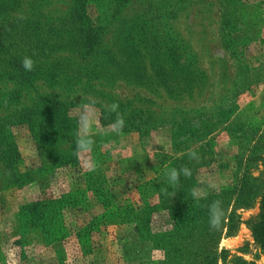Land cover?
Wrapping results in <instances>:
<instances>
[{
  "label": "rangeland",
  "instance_id": "374dc122",
  "mask_svg": "<svg viewBox=\"0 0 264 264\" xmlns=\"http://www.w3.org/2000/svg\"><path fill=\"white\" fill-rule=\"evenodd\" d=\"M25 55L32 81L13 85V58ZM102 62L111 65L106 80ZM92 102L93 146L80 152L78 117ZM113 102L115 118L123 111L153 125L114 134L103 111ZM15 107L37 120L11 127L16 165L0 160V264H159L161 249L109 211H137L140 184L171 162L191 175L148 199L152 231L171 227L184 194L224 191L233 227H209L192 245L221 252L214 264H264L250 228L263 165L249 157L264 156V0H0V116ZM243 180L254 192L237 200ZM60 199L76 204L44 227L46 203Z\"/></svg>",
  "mask_w": 264,
  "mask_h": 264
},
{
  "label": "trees",
  "instance_id": "16d2710c",
  "mask_svg": "<svg viewBox=\"0 0 264 264\" xmlns=\"http://www.w3.org/2000/svg\"><path fill=\"white\" fill-rule=\"evenodd\" d=\"M225 47L229 49V46L226 42ZM13 61L16 72L12 75H9L7 79L11 81L13 85L17 84L21 87L25 84V82H31L32 80L29 74L24 73L20 59L16 60L13 58ZM110 66L111 65L107 64L106 62H102L101 79L106 80L110 77ZM13 88L8 91V93L11 92L9 98L13 99L14 103L18 104L20 98L19 96H12L15 92V88ZM103 111L110 119H112L111 122L115 120L116 114H113L114 112L110 111V109H103ZM119 114L122 115L123 111ZM57 117L58 116L54 112H50V116L48 118L49 123L46 124L47 131L54 129V123H56ZM124 119V128L128 129H132L133 127L136 130L142 131L144 130L141 128L143 127L141 126L142 124L146 125L144 127L153 125L150 123V118L148 116L129 117L126 115V118ZM36 120L37 116L35 115L34 110H31V108L15 107L14 110L7 116H0V160L4 161L7 167H13L16 165V160L18 158V151L12 137L11 127L19 123H24L28 126H31ZM197 129L198 128H195L193 132H195ZM249 157L261 160V164L263 165V169L259 171L258 176H254L255 179L262 182L260 192L256 194L254 190L248 186V181L246 185L245 181L243 180V182L236 183L235 188L232 190V194L234 193L233 195L237 198V200L242 199L244 194H248L252 191L254 192L255 196L259 197V219L251 224L250 228L255 240L258 242L259 246L264 252V156L249 155ZM249 157L247 156V158ZM175 165L176 162H171L169 165L162 164L160 168L155 169V176L152 179L140 184L139 192L142 197L143 205L137 211L128 206H117L114 210L109 211V213L118 217H122L121 221L133 222L139 230V235L142 239L150 240L154 248L161 249L163 252V258L160 259L159 264H214L221 252L218 253L215 249L207 250V252L205 250H201V244L197 245V243H193L192 245L193 237L195 235H200V233L203 231L207 232L208 228L210 227L208 222V206L211 202L216 200L222 202L224 215L220 223L216 226L214 233H218L219 227H226L227 229L233 227V214L231 212H227L231 195H225V192L222 191L219 193L204 195L200 199H195L192 196L189 197L184 194L182 198L180 197L181 201L174 203L175 208L171 212L172 222L170 228H165L162 231H152L148 222L147 216H149L148 214L150 212L151 205H154L151 204L152 202L149 203L148 199L154 197V195L157 193V197L160 199L163 195V192H167L173 187H178L179 185L176 184L175 186H166L162 179L163 171L166 168H170ZM14 172H16L15 168L13 170V173ZM188 181V176L181 175L180 185L186 186ZM87 182H90V176H87ZM183 192H185V190ZM46 204H53L52 206L46 205L45 213H43V219L47 223L44 225V227H51L53 221L57 219L56 216L61 214L62 208L66 206H73L76 203L71 199L66 201L60 199L56 202H48ZM32 206L33 205H30L31 208ZM224 219L226 222H224ZM50 234L54 235V233ZM197 256L198 258H195ZM235 264L251 263L237 259Z\"/></svg>",
  "mask_w": 264,
  "mask_h": 264
},
{
  "label": "clouds",
  "instance_id": "9594fccd",
  "mask_svg": "<svg viewBox=\"0 0 264 264\" xmlns=\"http://www.w3.org/2000/svg\"><path fill=\"white\" fill-rule=\"evenodd\" d=\"M22 66L26 71H31L34 67V59L30 55H25L21 60ZM95 102L91 104L84 105V110L81 115L78 117V123L80 129L78 130L75 137V145L78 151L80 152H89L93 146V139L91 138L92 134L90 133V125L96 119V111L94 107ZM119 104L113 102L110 106V111L117 112ZM125 119L123 115L117 113L115 120L110 124V130L114 134H120L124 128ZM190 155H195V153H190ZM86 166L89 171L95 170L97 163L94 160H87ZM181 175L190 176L191 170L187 167H181L177 169L176 167L166 168L163 171L162 179L166 186H175L176 183L180 180ZM204 194L193 190L192 196L195 199H200ZM224 215V208L222 202L219 200L213 201L208 206V222L210 227H216Z\"/></svg>",
  "mask_w": 264,
  "mask_h": 264
}]
</instances>
